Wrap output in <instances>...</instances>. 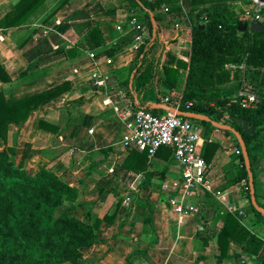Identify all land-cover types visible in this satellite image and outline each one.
<instances>
[{
    "label": "crops",
    "instance_id": "crops-1",
    "mask_svg": "<svg viewBox=\"0 0 264 264\" xmlns=\"http://www.w3.org/2000/svg\"><path fill=\"white\" fill-rule=\"evenodd\" d=\"M18 1L0 0V20ZM53 1L51 10L65 0ZM65 2L50 21L44 22L45 14L35 25L17 30H37L30 45L47 38L55 48L54 53L34 63L27 62L23 51L11 40L14 30H0V63L11 80L8 83L0 80V92L7 93L8 101L65 82L73 86L71 92L34 111L26 123L10 125L7 142L0 137V152L13 146L17 139V163H22L31 174L44 168L55 171L79 191V204H95L100 192L105 191L106 200L94 209L103 220L99 242L82 251L79 264H127L129 257L130 264H240L238 256L246 258L243 264L256 263L257 259L242 255V249L233 243L220 261L218 235L223 224L221 220L216 221L220 206L226 211L230 207L245 211L241 224L264 239V224L248 209L246 183L219 189L227 180L226 166L237 156L233 136L213 128L207 130L201 147L205 142L220 144L207 170L210 189L200 190L198 195L186 200V204L197 211L179 214L175 203L182 197L179 189L182 171L173 155L167 157L159 150L145 162L141 152L128 149L123 142L129 131L114 110L118 101L114 93L116 89L127 90L129 68L138 54L133 33L126 24L125 3L122 0ZM82 9L92 22L101 24L106 46L98 50L93 59L89 53L81 55L78 51L72 52L74 56L69 59L67 50L76 46L79 37L67 20ZM190 12L188 1L180 8L162 12L169 15L175 25L161 31L160 67H176L180 60L189 62ZM117 46L119 50L115 55H105L106 50ZM95 81L104 83L99 86L102 92L91 89ZM164 81L160 77L156 85L159 101L160 92L182 93V88L171 91ZM41 123L48 127H41ZM200 130L202 136L204 130ZM256 176V191L264 196V160L258 164ZM133 192L135 195L131 197ZM85 212L78 211L83 218ZM106 216L111 218L104 220Z\"/></svg>",
    "mask_w": 264,
    "mask_h": 264
},
{
    "label": "trees",
    "instance_id": "trees-1",
    "mask_svg": "<svg viewBox=\"0 0 264 264\" xmlns=\"http://www.w3.org/2000/svg\"><path fill=\"white\" fill-rule=\"evenodd\" d=\"M65 1L51 10V5L55 2L53 0H19L0 20V30H14L11 40L23 51L27 62L34 63L40 57L54 53L55 48L47 38L30 45L38 33L37 30H17L35 25L45 14L47 18L44 22L50 21L66 4ZM122 1L128 14L127 26L131 19L136 17L142 23L144 31L150 35L138 48L137 57L129 68L130 75L126 81L127 95L134 101L135 110H144L157 116L165 114L150 107V104L160 103L156 93L160 77L165 80V85L171 91L182 88L183 102L192 104L189 112L207 116L213 122L230 126L241 134L247 146L256 183V168L264 160V102L255 110H245L239 104L232 103L234 95L243 86L244 79L251 91L264 94V31L252 32L250 28L240 31L244 25L250 24L245 7L249 6L251 1ZM186 1L191 7L190 60H180L176 67H160L163 54L161 31L171 29L175 25L169 20V15L161 11L180 8ZM151 15L157 23L156 39L153 38ZM259 15L264 16V10ZM67 21L72 23L79 37L76 46L67 50L69 59L74 56V51L81 55L96 53L106 46L101 24L92 22L85 9L74 13ZM118 50V46L111 48L105 51V55L113 56ZM227 65H245L246 69L231 72L225 69ZM133 74L131 89L129 83ZM0 80L5 83L11 81L1 63ZM72 89L73 86L65 82L15 101H8L7 93L0 92V137L7 142L10 125L26 123L34 111L71 92ZM91 89L103 91L95 85H92ZM135 96L138 98V104ZM239 119L245 120L249 129L254 128L255 132H246L238 122ZM192 122L203 128L202 138L207 130H217L208 122ZM41 127L48 126L41 123ZM220 132L233 136L240 154L226 166L227 180L219 189L226 190L245 182L248 209L264 224V215L254 208L251 201L249 176L238 140L230 132ZM16 140L13 146H7L0 152V264H79L83 257L82 251L99 242V230L103 220L94 213V209L99 208L100 203L106 200L105 191L100 192V198L95 204H79V191L55 171L44 168L36 174H31L22 163H17ZM219 149L220 144L217 142L204 143L202 156L207 170ZM160 150L165 152L167 157L173 155L170 148ZM141 153L146 162L148 154ZM255 159H258L257 163L254 162ZM125 166L128 167L126 162ZM133 195L134 192L130 194L131 197ZM256 198L259 206L264 209V196L256 191ZM79 209L86 210L84 218L79 215ZM110 218L106 216L104 220ZM219 220L223 224L218 235L220 261L226 257V251L233 243L242 249V255L249 256L251 260L257 259L254 264H264L263 238L251 233L239 219L222 206L219 207L216 217V221ZM237 259L240 264L246 263V258L241 259L238 256ZM130 260L129 257L127 264L131 263Z\"/></svg>",
    "mask_w": 264,
    "mask_h": 264
},
{
    "label": "built area",
    "instance_id": "built-area-1",
    "mask_svg": "<svg viewBox=\"0 0 264 264\" xmlns=\"http://www.w3.org/2000/svg\"><path fill=\"white\" fill-rule=\"evenodd\" d=\"M251 4L245 8L247 18L250 19L249 28L252 24L259 22L264 16L259 15L264 10V0H249ZM169 10L163 9L166 13ZM256 14L252 16V14ZM130 32L133 33L134 47L136 50L150 37L144 31L142 23L133 17L128 24ZM121 30V28H119ZM90 58H95V53H89ZM226 70L236 72L238 69L245 71V65H227ZM243 86L234 95L233 104H239L245 110H255L264 102V94L251 91L244 79ZM95 86L104 85L103 82L95 81ZM115 96L118 101L114 110L116 115L125 122L129 131L124 136L123 142L128 149L147 153L153 158L162 148H170L173 151L174 162L181 168L182 179L179 184L182 193L181 200L176 202V210L179 214L187 215L191 211H197L192 205H187L186 200L198 195L200 190L210 189L207 165L202 156L201 130L192 120L180 117L176 114L166 112L163 116L154 115L144 110H135L127 90L116 89ZM160 104L167 105L177 111L189 112L192 104H185L181 94H167L160 97ZM237 155L240 151L236 152ZM130 201V199H127ZM228 212L243 223L246 212L234 207L228 208ZM204 231V227L201 228Z\"/></svg>",
    "mask_w": 264,
    "mask_h": 264
},
{
    "label": "water",
    "instance_id": "water-1",
    "mask_svg": "<svg viewBox=\"0 0 264 264\" xmlns=\"http://www.w3.org/2000/svg\"><path fill=\"white\" fill-rule=\"evenodd\" d=\"M151 21H152V24H153V38L156 39V37H157V23H156L155 18H154L153 15H151ZM248 29H249V26L248 25H244L242 28H240V31L243 32V31H246ZM250 30L252 32H262V31H264V17L261 18L259 20V22H256V23L252 24V26L250 27ZM133 81H134V76H132L131 82H130V88L131 89H133ZM135 101H136L137 104L139 103L137 96H135ZM150 107L152 108V110H155V111L170 112L172 114H176V115H178L180 117H184V118H187V119H190V120L208 122V123H211L219 131H227V132L232 133L235 136V138L238 140V143H239V145L241 147V150H242V154L244 156V162H245L246 169H247L248 176H249V188H250L252 204H253L254 208L259 213L264 215V209L261 208L259 206V204L257 203L255 180H254V175H253V172H252V165H251L250 157H249V154H248L247 146L245 144V141H244L243 137L241 136V134L239 132H237L235 129H233L230 126L219 124L217 122H213L207 116H202V115L195 114V113H192V112L177 111V110H175L172 107H169V106L163 105V104H158V103L150 104ZM238 122L243 125V127H244L246 132H251V133L255 132L254 128L253 129H249L248 123L245 120L239 119Z\"/></svg>",
    "mask_w": 264,
    "mask_h": 264
},
{
    "label": "rangeland",
    "instance_id": "rangeland-1",
    "mask_svg": "<svg viewBox=\"0 0 264 264\" xmlns=\"http://www.w3.org/2000/svg\"><path fill=\"white\" fill-rule=\"evenodd\" d=\"M246 8V7H245ZM147 34H149L148 32H147ZM163 55V54H162ZM168 93H166V92H160V97H163V96H166ZM169 94H177V93H169ZM182 94V93H181ZM164 113H166V112H164Z\"/></svg>",
    "mask_w": 264,
    "mask_h": 264
}]
</instances>
